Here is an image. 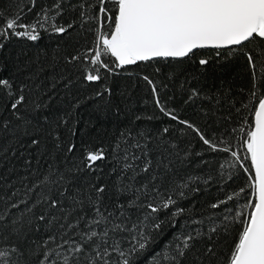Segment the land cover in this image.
Segmentation results:
<instances>
[{
    "label": "snow or ice",
    "instance_id": "6c2138e0",
    "mask_svg": "<svg viewBox=\"0 0 264 264\" xmlns=\"http://www.w3.org/2000/svg\"><path fill=\"white\" fill-rule=\"evenodd\" d=\"M45 35L64 43L23 64L17 55L14 72L0 75V164L24 161L18 184L0 176V264H264V0L0 5V53ZM202 50L218 63L243 60L249 86L240 99L198 85L213 61ZM193 59L197 84L186 77L179 88L183 104L199 101L196 119L162 100L167 85L156 78L161 62ZM141 64L152 74L131 71ZM121 74L143 82L159 116L127 109V125L93 143L78 139L72 111L41 115L58 88L104 81L86 99L111 97L107 82ZM161 117L155 129L138 123ZM205 153L219 157L215 174L186 171L193 157L208 167ZM213 184L220 194L198 201Z\"/></svg>",
    "mask_w": 264,
    "mask_h": 264
},
{
    "label": "trees",
    "instance_id": "16d2710c",
    "mask_svg": "<svg viewBox=\"0 0 264 264\" xmlns=\"http://www.w3.org/2000/svg\"><path fill=\"white\" fill-rule=\"evenodd\" d=\"M6 0H0V5L5 4ZM64 43L62 38L45 35L37 46L31 45L24 41H14L4 52L0 53V67L7 65V68L0 72V75L8 76L14 72V66L17 62V55H19V63L23 64L26 59L33 58L39 49L47 50L51 54L57 45ZM23 53V54H22ZM26 54V55H25ZM198 56L207 55L213 58L212 63L198 81V85L207 89L231 88L232 94L240 99L237 90L240 88H247L249 86V77L245 70L242 59H234L228 63H218L214 58V53L211 50H202L197 54ZM161 72L156 74V78L167 85L166 88L161 89V98L170 107H176L182 116L188 118H197L199 111V101L193 104H183L184 97L181 95L179 82L185 80L187 77L192 84H197V81H192L193 74H200L199 66L193 60H185L182 63L176 61L161 62ZM131 71L137 73L152 74L153 67H145L141 64L138 68ZM171 75L170 78V74ZM23 75V74H21ZM112 88L111 97L105 96L101 99H86L92 95L95 90H98L104 81L100 84L83 85L75 83L70 88H58L54 99L49 104L41 115H48L49 117L62 115L65 112L72 111V122L79 129V136L85 140H91L93 143H108L111 139L119 133L128 123L127 109H131L133 113L152 115L159 113L155 110L151 103V96L142 81L137 80L136 76H128L121 74L117 77H112L108 82ZM110 101L109 106L105 108L104 101ZM77 101H80L79 108L73 109ZM118 107L120 114L117 115L112 109ZM166 121L159 118L153 121L142 120L138 122L141 126L148 128L161 127ZM199 122V121H198ZM212 129L210 128L209 131ZM194 153L201 151V145L195 140L192 141V149ZM204 159L209 161L208 167H197L199 158L193 157V164L186 170L188 172H196L201 175L207 174L218 168L220 163L219 157L212 154L205 153ZM23 157L12 158L11 164H0V176L5 177L8 182L16 181L18 184L19 177L23 175ZM36 161L33 159V165ZM44 164V161H41ZM14 166V170L10 171ZM107 170V169H105ZM213 174L215 172L213 171ZM242 183V177L235 180L230 188H234ZM203 189L204 186L201 185ZM5 191L4 181L0 180V193ZM220 193L217 191V185H210L206 192L199 194L196 199L198 201H210ZM189 203L188 201L185 204ZM199 206V205H198ZM171 233L164 237V240L169 239ZM164 241L162 240L161 243Z\"/></svg>",
    "mask_w": 264,
    "mask_h": 264
}]
</instances>
